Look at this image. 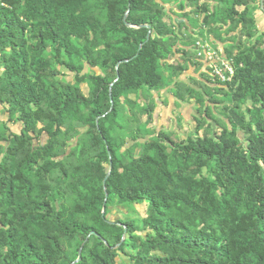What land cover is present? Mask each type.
I'll return each instance as SVG.
<instances>
[{"label":"trees","instance_id":"trees-1","mask_svg":"<svg viewBox=\"0 0 264 264\" xmlns=\"http://www.w3.org/2000/svg\"><path fill=\"white\" fill-rule=\"evenodd\" d=\"M172 1L0 0V106L20 124L18 134L0 131V264H71L80 248L75 264H264V50L249 2L223 1V19L242 25L237 39H253L234 55L222 50L233 75L214 86L230 92L227 125L186 145L159 133L137 156L120 151L125 96L157 91L161 65L189 56L172 51ZM83 64L101 75H81ZM56 66L75 84L57 79ZM141 204L140 220L106 218L112 205Z\"/></svg>","mask_w":264,"mask_h":264},{"label":"rangeland","instance_id":"rangeland-1","mask_svg":"<svg viewBox=\"0 0 264 264\" xmlns=\"http://www.w3.org/2000/svg\"><path fill=\"white\" fill-rule=\"evenodd\" d=\"M223 1L230 3L231 0H200L192 7H185L183 11H179L177 5H186L185 0H173L170 5L165 6L167 16L164 17V21L174 29L175 35L180 38L172 51H181L184 48L183 51H188L189 56L183 57L181 54L174 53L171 60L161 65L162 85L157 91L141 90L128 93L125 96L124 102L119 107L121 119L118 120L115 127L116 135L122 139L124 144L120 151L133 146L134 155L137 156L143 146L156 139L159 133L167 135L175 143L186 145L189 139L202 137L205 131L209 135L218 133L216 121L227 125L222 107L229 105L228 97L230 92L227 91L225 96L218 95L215 91L218 87L214 86L216 83L214 78L209 70L202 71L201 66L198 64V61L201 62L202 60H198L195 57V43L200 40L209 44L211 48L219 53L223 49L232 47L233 55L236 54L238 47H248L250 41L253 40L249 41L242 38L239 41L237 39L242 25L237 18L234 23L223 19ZM245 1L249 2V13L254 21L253 30L255 37L262 41L261 48L264 50V0H262V5H260V0ZM201 5H206L208 9L207 15L213 13L215 19H209L207 23H204L203 13L197 10ZM236 11L240 13L243 8H236ZM97 14L98 10H95L91 14L92 19H95ZM189 37H191V40ZM193 43L194 45L190 48L188 45ZM55 68L58 73L57 79L75 84L74 74L58 66ZM80 74L101 75V72L98 68L90 69L83 64ZM79 87L82 93L87 96L89 92L88 86L81 84ZM204 93L217 100H222V104H209L207 102L208 97L199 96V94ZM175 94L179 95L182 100L176 99L174 97ZM245 105L247 107L250 106V102L248 101ZM202 106L210 109L207 119L202 117ZM149 107L152 109L149 113L150 120L147 119L143 112ZM197 121L204 122L198 125ZM3 125L13 133H19L20 124L7 123V114L4 113L0 106V131H2ZM78 131L83 133L84 129H79ZM131 133L140 138V140H137L134 144L131 143L129 140V134ZM237 135L240 140L244 139L242 131L237 130ZM40 141L44 143L45 138L41 137ZM2 145L4 146L5 144L0 143V146ZM171 165H173L172 162ZM145 215L146 206L144 204L112 205L108 208L106 218L111 221L140 220ZM120 260L126 262L123 256H120Z\"/></svg>","mask_w":264,"mask_h":264},{"label":"built area","instance_id":"built-area-1","mask_svg":"<svg viewBox=\"0 0 264 264\" xmlns=\"http://www.w3.org/2000/svg\"><path fill=\"white\" fill-rule=\"evenodd\" d=\"M195 57L202 60L214 80L219 83L229 82L233 75L232 61L223 57L222 52L214 50L204 41L195 43Z\"/></svg>","mask_w":264,"mask_h":264},{"label":"water","instance_id":"water-1","mask_svg":"<svg viewBox=\"0 0 264 264\" xmlns=\"http://www.w3.org/2000/svg\"><path fill=\"white\" fill-rule=\"evenodd\" d=\"M260 5H262V0H260ZM123 20H125V17H124ZM148 37H149V36L147 35V36H146V40L148 39ZM107 177H108V174L106 175L105 179H106ZM105 179H104V181H105ZM104 181H103V184H104ZM90 235H94V233L92 232V233H90ZM80 257H81V248L78 250L76 260L73 261V263H71V264H75V263H77V262L80 260Z\"/></svg>","mask_w":264,"mask_h":264},{"label":"crops","instance_id":"crops-1","mask_svg":"<svg viewBox=\"0 0 264 264\" xmlns=\"http://www.w3.org/2000/svg\"><path fill=\"white\" fill-rule=\"evenodd\" d=\"M198 61V60H197ZM198 64H199V66H201V69H202V71L204 70V71H208V67H207V65L203 62V61H201V62H199L198 61ZM203 71V72H204Z\"/></svg>","mask_w":264,"mask_h":264}]
</instances>
